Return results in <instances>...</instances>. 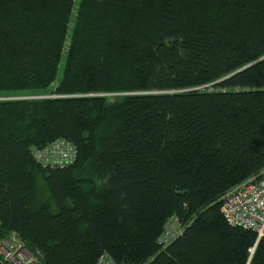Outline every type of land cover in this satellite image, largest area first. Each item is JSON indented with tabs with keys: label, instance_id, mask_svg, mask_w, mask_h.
<instances>
[{
	"label": "trees",
	"instance_id": "trees-1",
	"mask_svg": "<svg viewBox=\"0 0 264 264\" xmlns=\"http://www.w3.org/2000/svg\"><path fill=\"white\" fill-rule=\"evenodd\" d=\"M15 97L42 98L0 101V239L40 264H264L221 214L264 170V0H0ZM57 141L74 163L42 168Z\"/></svg>",
	"mask_w": 264,
	"mask_h": 264
},
{
	"label": "built area",
	"instance_id": "built-area-1",
	"mask_svg": "<svg viewBox=\"0 0 264 264\" xmlns=\"http://www.w3.org/2000/svg\"><path fill=\"white\" fill-rule=\"evenodd\" d=\"M57 148L59 151H55ZM48 156L40 160L37 156ZM76 151L63 141H57L44 150L32 149L31 157L42 168L64 169L75 161ZM54 161V162H53ZM221 214L230 227L252 231L257 239L264 238V170L254 178L230 189L222 197ZM173 233L169 227L160 240L163 246L169 245L181 235L175 219ZM253 250L250 251L252 254ZM0 264H40V254L30 252L15 233L0 239ZM97 264H115L112 259L102 256Z\"/></svg>",
	"mask_w": 264,
	"mask_h": 264
},
{
	"label": "rangeland",
	"instance_id": "rangeland-1",
	"mask_svg": "<svg viewBox=\"0 0 264 264\" xmlns=\"http://www.w3.org/2000/svg\"><path fill=\"white\" fill-rule=\"evenodd\" d=\"M40 98H42V97H15V98H0V101H7V100H9V101H18V100H31V99H34V100H37V99H40ZM45 99H50V98H55V97H53V96H47V98L46 97H44ZM118 98H119V96H116V95H112L111 97H110V99H109V101L111 102V103H114V102H116V101H118ZM55 151H59L57 148H55L54 149ZM38 158H40V160H45L46 158H48V156H42V157H40L39 155L37 156ZM54 162V161H53ZM44 192L43 191H39L37 194H35V196L36 197H39L40 199H44ZM39 198H37V200L39 199ZM33 208H35V207H33ZM169 232H172L173 233V225H170L169 226ZM9 235V234H8ZM7 235V236H8Z\"/></svg>",
	"mask_w": 264,
	"mask_h": 264
},
{
	"label": "bare ground",
	"instance_id": "bare-ground-1",
	"mask_svg": "<svg viewBox=\"0 0 264 264\" xmlns=\"http://www.w3.org/2000/svg\"><path fill=\"white\" fill-rule=\"evenodd\" d=\"M221 204H222V198H221Z\"/></svg>",
	"mask_w": 264,
	"mask_h": 264
}]
</instances>
